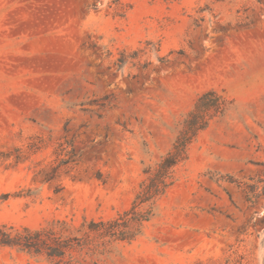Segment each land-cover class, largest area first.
<instances>
[{"label":"rangeland","instance_id":"obj_1","mask_svg":"<svg viewBox=\"0 0 264 264\" xmlns=\"http://www.w3.org/2000/svg\"><path fill=\"white\" fill-rule=\"evenodd\" d=\"M210 90L142 234H91L88 264H264V0H0V226L117 218Z\"/></svg>","mask_w":264,"mask_h":264},{"label":"trees","instance_id":"obj_2","mask_svg":"<svg viewBox=\"0 0 264 264\" xmlns=\"http://www.w3.org/2000/svg\"><path fill=\"white\" fill-rule=\"evenodd\" d=\"M220 105L221 96L216 91H207L199 97L171 150L156 169L149 173L131 207L117 218L108 221L91 220L80 226L58 220L39 229L23 227L19 230L4 224L0 226V247L17 248L33 256H45L50 264H88L85 254L91 249V234H98L106 242L133 241L142 234L145 223L151 219L157 200L174 184L175 168L188 159L189 145L200 131L207 128ZM74 156L72 150L66 151L56 165L48 170H40L38 174H43V183L51 182L62 176L67 169L73 168L71 164L75 161ZM228 180L232 181L231 178ZM63 188L58 183L55 190L60 191Z\"/></svg>","mask_w":264,"mask_h":264}]
</instances>
